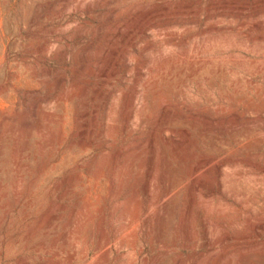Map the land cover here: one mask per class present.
I'll list each match as a JSON object with an SVG mask.
<instances>
[{
  "label": "rangeland",
  "instance_id": "1",
  "mask_svg": "<svg viewBox=\"0 0 264 264\" xmlns=\"http://www.w3.org/2000/svg\"><path fill=\"white\" fill-rule=\"evenodd\" d=\"M186 3H189L188 6ZM151 7L158 8V11H162H159L160 14H163L160 18L161 25L156 27L157 31L156 28L150 27L152 25H147L150 31L146 26L143 33L136 34L137 39L134 38L132 42L134 46L124 43L122 39L124 31L130 27L132 21L141 18V15L154 11ZM215 24L233 36L229 41L230 49L222 56L228 59L229 63L246 62L248 68L230 66L228 70L225 68L219 72L211 67L198 70L199 66L196 63L191 64L188 60L177 62L170 74L165 70L160 71L162 77L168 74L166 77L169 78L162 81L163 86H167L161 88L162 98L158 99L151 88L146 89L142 85L146 79L144 71L148 68L144 66V80L139 84V88L137 87L139 90L136 92L137 99L133 105L136 113H133L130 127L125 133L122 130L125 127L123 103L126 94L135 86V71L140 61L147 58L143 59L146 65L151 64L150 61L154 64L157 55L159 58L162 53L168 50L170 52L172 49L176 52L179 50V57L185 48L200 46L205 36L203 31ZM160 32L191 34L193 39L190 40L189 47L178 45L176 48L165 42L164 39L168 37ZM159 34L163 36L160 37ZM260 36L264 37V0H0V264H56L68 259L73 252L77 254V263L84 264L83 250L86 246L89 249L86 258L88 262L105 251L104 245L108 239L112 245L119 246L117 230L121 221L119 213L113 212L115 206L128 197V187L138 175L139 168L142 167L146 171L148 169L146 159L148 153L150 156L152 152L148 148V141L152 138L150 133L153 130H150L153 127L150 125H153V119L160 113L158 102H164L162 99L167 101L171 110L169 112L173 113L162 115L164 119L167 117L172 129L169 128V132H166L169 141L171 138L173 141L182 139V132H186L188 135L192 134L189 135L192 141L195 139L200 141V146L205 147V151L208 152L223 147L228 152L235 151V154L243 153L245 156L248 147L255 144L258 148L262 146L260 153L264 154V40ZM153 37H158L159 41H162L153 50L145 52L144 45ZM110 49L113 51L110 52ZM114 51L126 57L114 56ZM112 60H117L116 68L111 77L108 76L104 80L99 71L104 63ZM166 66L171 70L170 64ZM197 82L206 83L207 87L204 86L206 91L228 93L245 101L238 109L241 119L237 131L226 128L232 119L231 104L219 101L217 96L212 103H208L204 96L197 94ZM209 82H212V85ZM232 84L235 86L232 87ZM202 95L206 94L203 92ZM145 100L146 109L143 105ZM190 100H193L192 103ZM193 103L197 106L195 107ZM173 104L176 106L175 109L171 108ZM191 104L195 108H191L189 106ZM209 108L207 114L204 109ZM190 109L195 111L192 117ZM174 110L178 112L175 113ZM147 116L151 117L150 120ZM204 116L209 117L212 127L207 124ZM217 126L224 128L220 131ZM161 128L162 125L158 126V135L154 138L153 153L156 159L165 156L171 158L174 168L176 167L175 174L179 175L181 164L178 165L179 162L173 157L172 141L168 145L167 138L160 134ZM209 128L210 133L206 136ZM27 131H31L29 135L26 134ZM238 144L242 150L236 149ZM120 152L122 155L118 156ZM196 152L198 154V150ZM115 159H119L118 164H114ZM241 172L245 178L240 188L247 193H253V189H256V194L258 192L255 206L257 212L252 216L251 222L260 223L264 218L262 211L264 176L252 174L245 168ZM108 175L115 177L117 189L123 179V189L120 194L116 190L115 199L108 190L110 188ZM249 176L252 180H248ZM106 194L110 195L106 197ZM104 203L106 204L103 205ZM99 208L102 212L106 209L104 219L100 214L102 212L98 211ZM175 213L178 214V211ZM246 216H249V213L241 215L237 228H228L227 232L230 234L228 241L220 245L217 241L223 233L219 227L215 231L218 217L214 215L209 218L214 225L210 226L207 236L211 238L213 245L211 251H208L209 248L203 240L202 224L206 222L201 220L204 215L200 214V210L198 216L196 214L198 221L196 220L194 226L196 234L193 235L194 242L179 229L177 233L182 239L172 247L174 234L170 231L169 234L172 236L168 234L165 241L170 250L162 255L159 254L160 244L152 242L151 244L152 238L147 240V232L141 228L142 234L138 232L136 236L138 241L135 243L137 247L143 243L141 245L144 254L152 258L150 264L158 255L162 260L161 264H171L174 257H180L187 261V264H191L193 258L192 262L197 260L213 262L220 256H224V264H229V261L231 264V261L233 263L236 261L240 251L247 249L243 245L246 242L243 236L251 232V224ZM219 219L220 225L222 217ZM100 221L109 232L107 240L101 238L103 234ZM175 222L176 218H173V221L171 218L170 225ZM80 230L84 232L86 230L89 234L87 236L86 232H83L85 235L82 233L86 242L83 241V237L78 238ZM263 233L262 231L260 237L257 235L250 240L253 246L256 244V247L254 246L256 250L264 247ZM230 246L231 248H228ZM115 249L116 247L112 252L113 259L117 256ZM198 255H201L200 258ZM139 260L141 262L142 257ZM113 264L117 262L114 261Z\"/></svg>",
  "mask_w": 264,
  "mask_h": 264
},
{
  "label": "bare ground",
  "instance_id": "2",
  "mask_svg": "<svg viewBox=\"0 0 264 264\" xmlns=\"http://www.w3.org/2000/svg\"><path fill=\"white\" fill-rule=\"evenodd\" d=\"M188 4L186 3L187 6H188ZM234 8H233V10H234ZM144 9H146V8H144ZM182 9H181V11H182ZM153 10L154 11H152V12L144 13L143 15H141V18H138L134 22L132 21V24L130 25V27L127 30L124 31L125 34L122 33L123 34V36H122L123 37L122 38L123 39V42L125 41L124 43H126V44H132V42H134V38H136L135 35L136 34H139V33H143V31H145L144 29L146 28L147 25H149V26L152 25L153 27L150 26L151 28H156V27H159L161 25L160 18L163 15L162 13L160 14V12H159L161 10L158 11V8H155V7H154ZM178 11H180V10H178ZM192 12H193V9H192L191 13ZM179 13L180 12H178V15H179ZM165 21H167V20H165ZM170 22L173 23L172 21H170ZM147 29L150 31V29L148 28V26H147ZM156 31H157V28H156ZM249 31H251V30H249ZM203 32H204V35H205L204 36V39H203V43L201 44V42L198 41V42H200L201 45L199 44L200 46H197L196 48L195 47H193V48L192 47L191 48H185V46H187V47L190 46V40L193 39V36H190L191 35L190 33H189L190 35H188V34H185L184 35V34H177V33H175V34H172V33L164 34V33H161L160 32V34H164L166 37H168L167 39H164L165 42L169 43L172 47H176L178 45H183L184 48H185V50L183 49L184 51L181 53V55L179 57H178L179 50L177 52L176 51H173V49L170 52H169V50H168V52H165V53L160 52V54L162 53L163 55H160L159 58H157L158 57V55H157V57H155L156 58V61L154 62V60H153L154 64H152V61H150L151 64L146 65V61H144V60L147 59V58H143L144 60L142 59L140 61L139 66L137 65V68L135 67L136 68V71L133 68L134 71L136 72L135 73L136 74V76H135L136 78L134 80L135 81V86H133V88L131 87L132 90H129L130 92L127 90V92H129V93L126 94L125 100H124L125 102L123 103L124 104L123 105L124 106V115H123V117L125 119V127H124V124H123L124 129H122V130H124L125 133H127L128 129L130 127V119L133 117V113L134 114L136 113L133 110V105H134V102H136L135 100L137 99L136 98V96H137L136 95V92L139 90V89H137V87L139 86V84H141V81L144 80L143 79V76H144L143 67L144 66H147L148 68H147V70L145 69L146 71H144V72H146L145 73L146 74V79L144 80V84L142 83V85H144L146 87V89H150L151 88L152 91L154 92V96H156V98L158 96V99L161 97V93L163 92V90H161V88L164 87L163 84H162L163 83L162 81L163 80H167L169 78V77H166V76L168 74H170L171 71L175 68V65H176L177 62H183L184 60H186V62H187V60H188L191 64L196 63L199 66L197 68L198 70L204 69V68H207V67H211L213 69H217V71H219V72L220 71H223L225 68L228 70L230 68V66H232L234 68L235 67H240V68H244V69L247 67V63L246 62H235V61H233L232 63H229V60L226 59V58H224V56H222L224 53H226L228 51V49H230V48H228L230 46V44H231V43H229V41H230L231 38H233V36L230 35L229 33H227V31H224L223 29L218 28V25L215 24V25L210 26L209 28H207ZM255 33H256V31H255ZM160 34H159V36L162 37L163 35H160ZM142 35H144V34H142ZM118 38H119V36H118ZM260 38H262L264 40V37L263 36H260ZM260 38H258V39H260ZM149 40L150 41H148L146 43V45H144L145 52L146 51L153 50L155 47H157L158 43L162 41V40L159 41L160 38H158V37H153V38H151ZM253 40H255V39H253ZM126 46H129V45H126ZM142 49H143V47H142ZM114 50H116V48ZM141 50H140V52H141ZM112 51L110 49V52H112ZM121 52H123V51L121 50ZM123 53H125V52H123ZM141 53L143 54V52H141ZM113 55L116 56V55H118V53L116 54V51H114ZM119 55H118V57H121L122 58L123 55L122 54H119ZM123 57H126V56L124 55ZM139 57H141V56H139ZM139 60H140V58H139ZM116 62H117V60H112V61L107 62V63H104L103 62L104 63V66H102L101 71H99V72H100V75L102 77H104V80L106 78H108V76H110L114 72V70L116 68ZM166 64L167 65H169V64L171 65L170 66L171 67L170 68L171 70H169V68H167ZM161 70H165L168 74L165 77H162L161 76L162 74L160 73ZM210 70H212V69H210ZM180 71H181V69H180ZM252 71H253V69H252ZM230 72H231V70H230ZM262 72H263V70H262ZM261 75L262 74H260V76ZM234 77H236V75ZM230 81H229V83H230ZM212 82H213V80H212ZM245 83H247V82L245 81ZM161 84H162V86H161ZM166 84L167 83H165V85ZM236 84H237V81H236ZM205 85L207 87V84L206 83L197 82V88H198V93L197 94H200L201 96H204L205 99H207V102L208 103L211 102L212 100H215L216 98L214 99V97L217 96V99H219V101L226 102V103L231 104V107H233V109L231 111L232 119H231L228 127H226V128L235 129V131H237V127L239 126V120L241 119V114L239 113V110L238 109H239V106H242L243 103H245V101L243 102L241 99H237V97L234 98V95H231V94H228V93L227 94H222L221 92H218V93L215 92L214 93V92L206 91V89L204 88ZM248 85H246V86H248ZM144 86H142V87H144ZM225 86H226V84H225ZM231 86L234 87L235 84H232ZM168 88H169V86H168ZM171 88H172V86H171ZM145 92H143L144 95H145ZM203 92L206 95H202ZM149 93H150V91H149ZM237 94H238V91H237ZM192 96H194V95H192ZM164 97L165 96H163V98ZM186 99H185V101H188L189 100V99L188 100H186ZM146 100L144 101L145 104H143L144 105V109L147 108V101ZM154 101H155V99H154ZM162 101H164V102H158V103H160V105H158L159 106L158 109H160L158 111L160 113L156 117L153 116V117H155L153 119V125H150V126H153V127H151L150 130H152V129L153 130L150 133V137L152 136V138L149 139V141H148V143H149L148 144V148L152 151L150 156H149V153H148V156H147V159H146V162H147V165H148L147 166L148 169L146 171L142 167L139 168L138 175H136V178L132 181V184L129 183L130 185L128 187V190H129L128 197H126L125 200H123L120 203H118L115 206V209H114V212H113V213H115V212H118L119 213V219L121 221V223L119 222L120 223V227L117 230V234L119 235V237L117 239L120 241L119 246L118 245L114 246V244L112 245V242L110 241V239H108L109 237H107L108 234H109V232H108V230L106 228H104L103 222L100 221L101 222L100 223V229L102 230V234H103L101 238L102 239L103 238H105V239L107 238L108 239V240L106 239L107 241L105 242V245H104L105 248H106L105 251L103 252V250H102L103 253L102 254L100 253L101 254L100 256H96L90 262H88L89 260L87 261L86 258H88L89 249L86 246L84 248V250H83V259L82 258H80V259L84 260V262H85L84 264H113L114 261L117 262V264H150V259H152V258H150L149 255L144 254L145 251H144L143 246L141 245L143 243H141L139 247H137V245H136L137 243H135V242L138 241L136 239L137 238L136 236H137L138 232L141 230V228L146 230L147 235H148L147 240L149 238H152L151 241H150V243L152 242L154 244H160V245H158L159 246V254H162L163 255L164 253L167 252V250H170V248H169L170 246L168 245L167 242H165L166 241V238H167V236H168V234H169L170 231H173V234H174L173 243L171 245L172 247L174 246L175 243H178L179 239H182L181 236H180V234L177 233V231H179V229L181 230L182 234H184L187 238L190 239L191 242H194V239L195 238H193L194 237L193 235L196 236L195 231H194L195 222L197 220L196 219V214L198 216V212L200 210V214H203L204 215V217L201 220L202 221L204 220L206 222V223L202 224L203 225V228H204V235H203L204 238H203V240H205V245L208 246V248H209L208 251L213 250L212 249L213 248V245H212V242H211V238H208L207 236H209L210 226L212 225L214 227L213 223L208 220L209 218H211L214 215H217V217H218V221L215 223L216 224L215 231L219 227L221 229V233H223L222 236L219 237L218 238V241H217V242H219V245H220L221 243H224L226 240L228 241V238H229V235H230L227 232L228 228H231V227L237 228V226L239 225V218L241 217V215L242 214H245V213H249V216H246V217H248L249 222L251 224L250 225L251 226L250 227L251 228V232L243 236L244 237L243 239L246 240V242L243 245H245L246 247H244V248H247V249H244L243 248L244 250H242V251H240L238 253L236 261L234 263H233V261H231V264H264V247L262 249H260V250H256V248H254V246L256 247V244H254V246H253L252 245L253 242L250 241L252 238H254V236L259 235V237H260L261 232L262 231L264 232V218H263L262 222L257 223V224L251 222L252 216L256 215V212H257L255 210V206L257 204L258 192L256 194V189L255 190L253 189V193L252 192L247 193V192L243 191L240 188V185L244 182V178H245V176L241 172L243 168L247 169L248 172H250L252 174L264 176V154H261L260 153V148L262 146L260 148H258V146H256L255 144H251L250 147H248L249 150H248V153L245 156H244L243 153L237 155V154H235V151H229L228 152V151L224 150L223 147H221V148L220 147L219 148H215L214 147L215 149L212 152H208V151H205V147H201L202 145L200 146V144H201V143L199 144L200 141H195L196 139L192 141V139H190V136L189 135H192V134H189L188 135L186 132H182V139H180V140L174 134L177 137L178 141H175V140L173 141V139L171 138V141H172L171 150L173 152V157H175V160L177 162H179V163H177L176 161L175 162L178 165L181 164L180 165L181 172L180 173L178 172L179 175H176L175 174L176 173V169H175L176 167L174 168L175 165H174L173 160L171 158H169L168 156H165V157H163L161 159L160 158L156 159L155 158V153H153L154 150H155V148H154V146H155L154 145L155 144L154 143V138L156 137V135H158V132H157L159 130L158 129V126H160V127H161V125L163 126V128L160 129V130H162V131H160L161 133L160 132L159 133L161 135H163L165 138H167L166 132H169V128H170V124H169V122H167V119H166L167 117H165L166 121H164L165 119H164L163 116H165V115H163V114L165 113V114H168L169 115V113H170L169 111H171V110H170L169 104L166 103L167 101H165L164 99H162ZM192 101H191V103H192ZM226 103H224V104H226ZM181 104H183V103H181ZM193 104L195 105V107L197 106V104H195V103H193ZM198 104H200V106H201V103L198 102ZM155 105H156V102H155ZM173 105H171V106H173ZM191 105H189L191 108H195V107H193L194 105H192V106ZM248 105H249V103H248ZM244 106H246V105L244 104ZM244 106H243V108H244ZM175 107L176 106L174 105L171 108H174L175 109ZM206 107L207 106H205V108ZM141 109H142V107H141ZM204 110L206 112L207 110H210V108L209 109H204ZM158 111H156V112L158 113ZM189 111H192V110L190 109ZM259 111H260V109H259ZM174 112L176 113L178 111L177 110L176 111L174 110ZM192 114H195V111L194 110L191 113V117H192ZM215 114H216V112H215ZM250 114H251V112H250ZM174 115H176V114H174ZM197 115H195V116H197ZM223 115H224V113H223ZM179 116H181V115H179ZM231 116H230V118H231ZM147 118H148V116H147ZM150 118H148V120H150ZM180 118H182V117H180ZM170 119L171 118H169V120ZM204 119L206 120V122H208L207 124L210 127H212L211 124H210L211 122L209 121V117H205L204 116ZM217 119H218V117H217ZM192 120H193V118H192ZM228 120H230V119H228ZM163 121H164V123H163ZM122 122H124V121H122ZM161 122H162V124H161ZM174 122H175V120H174ZM219 122L221 123L222 121L220 120ZM227 122L228 121L226 119V123ZM149 123L151 124L150 121H149ZM223 123H225V122H223ZM135 125H137V124L135 123ZM218 126H220V125H218ZM218 126L216 128H218V129H220V131H222V128H224V127L220 128ZM172 128L176 130V128H174V127H172ZM205 128H207V127H205ZM185 129H187V128H185ZM29 130H31V129H29ZM175 130H174V133H175ZM177 130H179V129H177ZM205 130H204V132H205ZM209 130H210V128L206 131V133H205L206 136L210 133ZM80 131H82V130H80ZM187 131H189V130H187ZM30 132L31 131H27L26 134L29 135ZM204 132H203L202 135H204ZM253 132H255V131H253ZM125 133H123V134H125ZM110 135H112V133H110ZM171 135H172V133H171ZM174 135H172V136L174 137ZM102 136H103V133H102ZM176 137H175V139H176ZM169 139L168 138L166 139L168 141V145L171 144V141H169ZM203 140H201V141H203ZM204 142H206V140H204ZM231 145H233V144H231ZM247 146H249V145H247ZM145 147H147V146H145ZM236 147H237L236 148L237 150H240L241 149V148L239 149V147H241V146H239V144ZM233 149H235V148H233ZM196 150H198V154H196L197 153ZM242 152H244V151H242ZM121 155H122V153L120 152L118 154V156H121ZM109 161H111V160H109ZM118 162H119V159H117V160L115 159L114 164H118ZM146 162L144 161V164H146ZM141 165H143V164H141ZM120 170H122V167H121ZM101 171H100V173L98 172L100 176H101ZM104 172H102V173H104ZM124 172H125V170H124ZM103 175H105V174H103ZM97 176H96V178H97ZM76 178L78 179V177H76ZM105 178H106V176H105ZM107 178H108L107 180H109V183H110V188H108V190H110V194H111L112 198H114L115 192L118 191L117 193L120 194L121 190L123 189V179H121L120 187L117 189L116 188L117 185L115 184V177L114 176L113 177H110L108 175ZM133 178H134V176H133ZM258 179H259V177H258ZM248 180H252L251 179V176L248 177ZM105 183H107V182H105ZM253 184H254V182H253ZM249 185H251V184H249ZM125 189H127V188H125ZM105 192L107 193V191H105ZM124 193L126 194V192H124ZM108 196L106 194V197H108ZM109 198H111V197H109ZM105 204L106 203H104L103 205H105ZM106 206H109V205H106ZM100 208H101V206H100ZM104 208H102V210ZM98 211H99V213L102 212L101 209L98 210ZM105 211H106V209H105ZM105 211H103L102 213H100L102 215L103 219L105 217ZM175 211H178V214L175 213ZM262 211H264V209ZM109 212L110 211H108V213ZM113 213L111 214V216L113 215ZM109 215H110V213H109ZM219 217L220 218L222 217V220H221V224L220 225L218 224V222L220 221ZM171 218H172V221H173V218H176V222L173 223L172 225H170ZM82 226H83V224H82ZM197 227H199V226H197ZM83 232L84 231H81V230L78 231V233H79V237L78 238L79 239H81L83 237L82 236V233ZM85 232H86V230H85ZM84 233H83V235L87 234V232L85 234ZM115 234H116V232L114 233V235ZM141 234L142 233L140 231V235ZM87 236H89V234H87ZM170 236H172V234ZM240 237L242 238V236H240ZM83 239H84V237H83ZM231 240H229V241H231ZM83 241L86 242L87 240L84 239ZM71 243H72V241H71ZM182 243H183V241H182ZM100 244H101V240H100ZM147 244H148V242H147ZM260 245H261V243H260ZM114 247H116L115 252H116V255L117 256L114 257V259H113L112 252H113V248ZM103 248L104 247H102V249ZM228 248H231V246L228 247ZM66 249L68 250V248H66ZM74 249H70V250H74ZM81 250H79V251H81ZM175 251H176V249H175ZM90 252H92V251H90ZM172 253L174 254V252H172ZM59 254H61V253H59ZM193 254H194V252H193ZM225 254H226V252H225ZM76 255L77 254L73 252L68 257V259H66L65 261L62 260L59 263L57 262L56 264H78L77 263V259H76ZM170 255L171 254H169V256ZM159 256L160 255H158V258L153 259V261L151 262V264H161L162 260L159 258ZM200 256L198 258H200ZM215 256H216V254H215ZM141 257H142V261L140 262L139 258H141ZM191 258H193V257H191ZM223 258H224V256L223 257L220 256L218 259L213 260V262L212 261L211 262L210 261L207 262L206 260H204V261L197 260L196 262H192L193 259H194L193 258L190 263L191 264H193V263L194 264H224L223 263ZM168 261L170 262L171 260H168ZM171 264H187V261H184L180 257H174L173 262ZM229 264H230V261H229Z\"/></svg>",
  "mask_w": 264,
  "mask_h": 264
}]
</instances>
